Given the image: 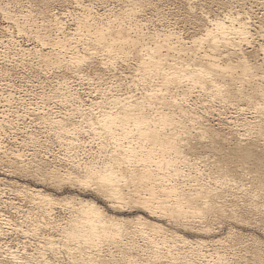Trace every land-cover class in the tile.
<instances>
[{"label": "bare ground", "instance_id": "bare-ground-1", "mask_svg": "<svg viewBox=\"0 0 264 264\" xmlns=\"http://www.w3.org/2000/svg\"><path fill=\"white\" fill-rule=\"evenodd\" d=\"M139 1L124 2L126 16L136 13L135 5L137 12L142 10ZM12 2L17 3L16 0ZM39 13L44 18L50 17L48 13ZM122 24L118 21L109 28L83 25L88 29L86 35L80 34L81 39L75 40L96 49H105L106 56L101 60L104 67L99 65L102 69L92 67V59L98 57L95 51L92 52L95 49L84 55L75 52L76 44L73 39H68L72 36L62 33L60 26L55 28L61 30L63 37H55L49 51L39 48L36 53L39 72L44 70L61 76L55 89L50 90L51 94L43 98L71 105V110L65 114L53 110H48L50 115L36 113L41 121L38 124L45 132L44 139L51 142L48 144L57 142L63 155L53 156L49 163H37L41 157L36 162L25 154H12L11 161L0 141V167H7L22 179L30 178L38 186L54 188L58 192L69 188L96 197L102 191L104 196L99 200H103L107 210L115 214H107L108 211L95 201H86L78 195L59 200L46 190L22 185L20 194L36 205L40 213L53 214L54 206L63 203L61 206L66 208L67 216L61 220L62 224L57 225L53 235L43 233L40 226L33 225L31 236L41 239L43 244L33 246L31 253H27L26 246L19 250L2 247L3 260L8 264H45L58 258V254L65 255L62 261L66 260L68 264H143L138 255V258L133 256V251L139 249L134 237L150 245L152 251L148 257L151 264H203L207 256V250L203 252V246L207 245L205 241L198 239L192 243L188 239V242L178 233L207 238L213 230L210 220L227 218L229 214L224 204H234V199L264 204V100L263 104L260 103L264 96L260 78L264 73L259 71L264 62L258 64L256 54L251 56V61L241 48L235 52V48L241 45H236L232 37L248 43L245 33L234 32L220 23L215 32L207 34L205 41L210 52H219L220 48L235 50L234 56L226 59L228 65L225 68L209 58L207 52L204 56L209 59L201 64L179 66L168 59V55H163V52L177 50L170 48L172 34L155 35L134 74L127 77L122 71L117 73L119 63L125 62L120 50L113 55V48L105 45L112 41L110 36L113 34L121 36L122 44H129L123 36ZM24 27L30 26L26 24ZM44 27L46 30L49 26L36 28L35 39L30 30L20 28L18 31L44 47L49 43L45 42L48 35L42 32ZM242 28L241 31H245L247 26L242 25ZM114 29L119 31L115 33ZM49 39L48 36L47 41ZM141 40L142 37H137L136 42L128 47L144 48ZM67 48L75 50L68 53ZM224 72L231 74L229 85ZM233 72L236 78H233ZM71 79L86 81L93 87L91 93L96 92L93 98L83 102L77 89L70 84ZM208 84L211 92L207 91ZM193 96L196 97L195 104L190 103ZM197 104L201 107L197 108ZM229 108L238 112L242 119L234 121L236 129H230L228 134L210 126L200 114L198 116V111L208 115L214 109L220 117L222 111ZM29 143L39 149L35 152L47 150V145L41 146L37 138ZM230 189H239L248 195L234 198L228 194ZM126 212L136 214L123 217ZM231 215L235 216V212ZM3 221L8 223L6 217ZM162 221L171 223L174 230L165 228ZM194 221L200 226H189ZM178 241L186 244L190 252H176ZM217 242L219 244L220 240ZM208 256L211 264H224V256L218 250ZM248 258L243 256L242 260ZM250 259L256 264H264V256L259 253L252 254ZM0 264L5 263L0 260Z\"/></svg>", "mask_w": 264, "mask_h": 264}, {"label": "rangeland", "instance_id": "rangeland-1", "mask_svg": "<svg viewBox=\"0 0 264 264\" xmlns=\"http://www.w3.org/2000/svg\"><path fill=\"white\" fill-rule=\"evenodd\" d=\"M16 1L17 3H13L12 0H0V141L2 143L1 146L4 148L3 150L6 151V155L11 161L12 154H25V157L33 160L36 159V162L41 157L42 159L40 158L37 163L44 161L49 163V161L53 160V156L59 155L60 157V155H63L57 142L53 141L52 144H48L51 142H46L47 139H44L45 136H43L45 132L41 125L38 124L41 121L38 116L36 117L38 111H40L39 114L44 112L43 115H50L51 112L48 110H53V112L58 114H65L67 110H71L70 103L59 104L55 99L48 101L46 98H43L44 95L51 94L50 90H53L52 88L55 89L56 81L61 76L45 73L44 70L39 72L38 68L40 64L36 62V53L40 51L39 48L41 50L43 48L44 52H47L52 46L50 44L52 43L51 41L56 39L55 37H63L60 34L61 30L56 29L55 26L62 27V33L72 36L68 39H73L72 41L76 44L75 52L78 51L84 55L90 49H95L92 52H96L98 57L94 60L92 59V67L93 69H102L99 65L104 67L101 64L104 62H101V60L106 56L105 49H96L97 47L92 45L87 46L75 40L77 38L81 39L80 36L78 37L80 34L86 35L88 29L84 28L83 25L92 26L91 28L95 26L109 28L114 27L118 21L122 22V27L124 28L122 30L125 31L123 36L128 39L129 44H122L121 36L113 34V36H110L112 41L105 45L113 48V55H115L116 50H120V55L124 57L125 62L119 63L117 73L120 74L122 71V74H125L127 77L134 74L135 69L141 62L143 52L152 45L151 42L154 40L155 35L161 34L160 36H162L164 35L163 33L172 34L173 39H171L172 45H170V48L174 47L177 49L163 52V55H168V59L175 61L179 66L185 67L186 65L201 64V61L211 58L218 65H221L222 68H225L228 65V62L225 63L226 59L234 56V51L238 52V48H241L245 56L251 58V61L253 60L251 56L256 54L258 64L264 62V0H137L142 6V10L137 12V5H135L134 10L136 13L129 16L125 14L124 2L131 0H62V9L60 7L51 8L52 14L48 18L40 15V10L35 5L29 8L30 0ZM190 2L196 6L195 11L190 6ZM56 3L59 5L60 0H56ZM148 4H152L154 7L149 8ZM220 23L234 32H244V38L247 39L248 43L241 42V38L237 41L236 36H233L232 39L234 42H237L236 45L241 46L236 47L235 50L220 48L219 52H210L205 39L209 32H215V28ZM26 24H29L30 27H24ZM41 25L49 26L46 27V30L44 27L45 31L42 30L50 38V41H47L48 36L46 35L45 42L46 44L49 43L44 47L41 44L38 45L37 41H32V38L28 37V35H23L24 33L21 35L18 31L20 28L30 30L32 37L35 39L37 36L36 28ZM242 25L247 26L245 31H241L243 29ZM78 28L81 29L78 30ZM113 31L116 33L119 30L114 29ZM137 37H142L140 43L144 44V48H129L128 46L131 43L136 42ZM63 43L65 45L68 44L65 41ZM54 48L59 49L55 45ZM75 49L67 48L65 51L72 53ZM205 53L210 54V57H205ZM53 70L52 68L51 71ZM232 74L233 78H236V74L234 72ZM230 75V72H224V76L227 77L225 78L226 84L228 85L230 84ZM70 81L72 87L77 89L83 102H88L95 95L96 92L94 94L91 93L94 88L88 86L86 81L80 82L77 79H71ZM218 81H221V79H218ZM207 88V91L211 92L210 84L207 85ZM194 99H196L195 96L191 97L190 103L195 104L196 100ZM263 100L264 96L260 98L261 104H263ZM196 106L197 108L201 107L200 104ZM43 109L45 111H41ZM213 110L211 109L208 115L207 113L198 111V116L199 114L203 116L208 120L210 126L219 128V130L221 129L222 133L226 132L228 134L231 131L230 129H236L234 121L242 119L238 116V112H234L235 110L232 108L222 111L223 115L221 114L220 117ZM33 112L35 115H33ZM247 117H250V115H247ZM39 131L41 133L38 135ZM32 138L35 140L37 138L41 146L47 145V150L42 149L41 152H35L38 148L36 149V146H32L29 143L30 140H33ZM28 139L30 140L28 141ZM0 168V260L5 264H8V262L5 259L3 260V256L5 255L3 253L4 247L10 246L13 250L14 248L19 250L21 247L26 246V248L28 247L27 253H31L30 249L33 246L43 244L41 239L31 236L32 232L30 231L33 225L40 226L43 233H51L53 235L55 234L57 225L62 224L61 220L67 216L66 208L61 206L63 203L61 205L55 204L58 206H54L53 214L40 213V209L36 205L32 204L25 197H22L24 196L23 193L20 194L22 187H25V185L32 189L46 190V193L54 195L59 200L68 195L69 197L78 195L86 201H95L105 210L108 209L103 200L96 199L89 192H85L82 195L78 190H70L69 188H64L58 192L54 188L43 187V185L38 186L30 178H28L30 181L26 177L24 180L22 179L23 177H19L17 174L14 175L12 173L13 170L7 167ZM228 194L233 195L234 198L248 195L239 189H230ZM233 201L234 204H224L226 213L229 214L227 218L210 220L213 230L207 238L202 237L201 239V237H195L189 233L188 235L178 233V235L182 234L187 241L188 239L189 241H193L192 243H195L198 239L205 241L204 244L207 245L203 246V252L206 253L207 250L206 258L208 260L210 259L208 254H211L214 250H218L219 254L224 256V264H256L250 259V256L254 253L264 256V204H250L251 201L242 202L236 199ZM107 211L109 215L115 214H112L109 210ZM232 212H235V216L231 215ZM135 214L134 212L130 214L126 212L122 216L132 217ZM5 217L8 220L7 224L3 221ZM42 218L43 220H40ZM42 221L45 222L46 228ZM167 222L162 221L163 226L165 228L169 227L168 229L173 231L174 226ZM189 226L197 228L200 224L194 221ZM54 238L56 239V236ZM218 240H220V245L217 242ZM134 241L135 243L137 241L136 245H139V249L136 251L138 254L133 251V256L136 258L138 255L143 264H149L151 261H149L148 253L152 251L150 245L147 241L138 237H134ZM177 243L180 244L177 245ZM176 245L178 246L176 247L178 249L176 252H190L187 250V245H184L183 242L178 241ZM180 246L183 248L185 246L186 248L183 250ZM61 255H57L58 259L64 260L66 258L64 257L65 255ZM240 256H247L249 258L243 261ZM205 260H203V264H207L208 260ZM210 260L209 264H211Z\"/></svg>", "mask_w": 264, "mask_h": 264}, {"label": "snow or ice", "instance_id": "snow-or-ice-1", "mask_svg": "<svg viewBox=\"0 0 264 264\" xmlns=\"http://www.w3.org/2000/svg\"><path fill=\"white\" fill-rule=\"evenodd\" d=\"M33 5H35V7L38 8L42 13L52 14L51 8L60 7L62 9L63 2H62V0H60V4L58 5L56 3V0H30L29 8H32ZM147 6L149 8L154 7V5H152V4H148ZM190 6L193 8L194 11L196 10V6L194 4H192L191 2H190ZM259 71L261 73H264V66H261ZM260 80H261L262 88H264V75L261 76ZM102 196H104V193L102 191H100L99 194L95 198L99 199ZM45 264H68V261H66V260L62 261V260L56 258V259H51L48 262H45ZM149 264H151V262H149Z\"/></svg>", "mask_w": 264, "mask_h": 264}]
</instances>
